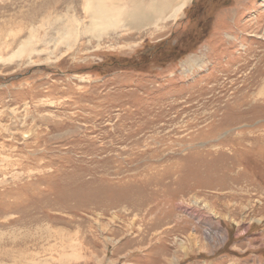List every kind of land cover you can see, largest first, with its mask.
Instances as JSON below:
<instances>
[{
	"label": "rangeland",
	"instance_id": "374dc122",
	"mask_svg": "<svg viewBox=\"0 0 264 264\" xmlns=\"http://www.w3.org/2000/svg\"><path fill=\"white\" fill-rule=\"evenodd\" d=\"M84 4L0 0V264H264V0Z\"/></svg>",
	"mask_w": 264,
	"mask_h": 264
},
{
	"label": "bare ground",
	"instance_id": "6f19581e",
	"mask_svg": "<svg viewBox=\"0 0 264 264\" xmlns=\"http://www.w3.org/2000/svg\"><path fill=\"white\" fill-rule=\"evenodd\" d=\"M187 1L188 0H180L179 2H175V0H85L83 10L85 13L89 12L90 26L85 28L84 32H93L99 37L101 32L105 29L109 27L115 28L118 24H125V22L130 23L128 24L130 27L140 29L146 26H155L159 22L167 20V17L173 20L180 13L184 3ZM168 12L171 14L168 15ZM197 58L198 59L191 58L188 63H186V67H194L197 62L201 64L200 58Z\"/></svg>",
	"mask_w": 264,
	"mask_h": 264
}]
</instances>
